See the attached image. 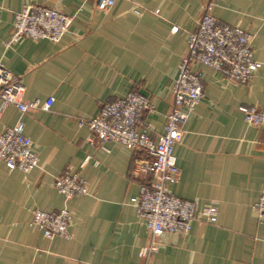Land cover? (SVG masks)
Masks as SVG:
<instances>
[{
  "label": "crops",
  "instance_id": "obj_1",
  "mask_svg": "<svg viewBox=\"0 0 264 264\" xmlns=\"http://www.w3.org/2000/svg\"><path fill=\"white\" fill-rule=\"evenodd\" d=\"M0 0V64L23 91L44 103L22 117L38 164L28 172L0 163V264H264V220L252 205L264 195V124L245 123L243 109L264 110V0H212V15L246 30L260 63L247 85L195 66L203 98L182 126L173 157L180 170L173 196L213 206L214 224L194 221L183 237L164 234L148 260L149 233L131 202L146 176L132 177L133 157L118 143L99 148L79 119L132 91L148 97L149 136L163 133L171 91L186 40L208 0ZM56 8L72 18L58 43L24 39L7 45L14 15L25 5ZM20 118L0 109V134ZM78 173L88 194L65 199L53 187L66 170ZM66 209L69 239H46L32 224L34 210Z\"/></svg>",
  "mask_w": 264,
  "mask_h": 264
},
{
  "label": "built area",
  "instance_id": "obj_2",
  "mask_svg": "<svg viewBox=\"0 0 264 264\" xmlns=\"http://www.w3.org/2000/svg\"><path fill=\"white\" fill-rule=\"evenodd\" d=\"M115 0H97L95 8L105 10ZM212 0L202 8L195 29L188 34L186 53L180 61L177 76L171 91L170 110L165 116L163 133L157 140L149 136V126L142 120L144 113L153 107L147 96L132 91L122 98L104 102L96 115L79 119L78 125L90 131L99 148L106 151L108 142L118 143L132 154V177L144 175L147 179L140 185L138 195L131 202L140 221L149 233V244L141 251L146 260L158 248L164 234L185 236L194 221L214 224L217 211L213 206L199 209L196 201L182 200L170 194L166 187L175 185L180 170L173 157V148L178 143L182 126L189 114L203 98L200 74L195 66H204L220 73L233 85H247L252 80L260 63L254 60L253 36L244 29L231 26L212 15ZM72 18L60 10L43 5H25L14 15V23L7 45L24 39H46L58 43L68 33ZM22 85L0 64V109L14 106L20 118L0 134V163L8 169L28 172L38 164L30 139L24 134L22 117L37 109L47 111L52 99L23 101ZM246 124L259 127L264 124V110L255 106L243 109ZM54 189L65 199L88 194L85 181L78 173L67 169L53 181ZM259 221L264 220V195L252 205ZM32 224L46 239H69L71 214L59 211L34 210Z\"/></svg>",
  "mask_w": 264,
  "mask_h": 264
}]
</instances>
